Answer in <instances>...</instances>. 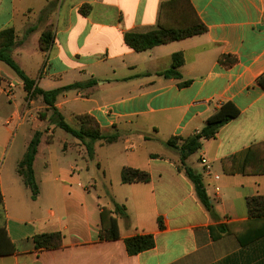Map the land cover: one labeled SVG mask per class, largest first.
Listing matches in <instances>:
<instances>
[{
  "label": "crops",
  "instance_id": "1",
  "mask_svg": "<svg viewBox=\"0 0 264 264\" xmlns=\"http://www.w3.org/2000/svg\"><path fill=\"white\" fill-rule=\"evenodd\" d=\"M164 1L0 0V31L14 30L11 58L39 88L95 81L60 94L56 109L75 128L80 125L77 116L90 115L101 133L116 130L121 135L116 142L123 139L131 152L137 144L130 136H138V142L158 136L165 142L185 139L197 134L221 105L232 103L239 115L202 142L190 167L201 177L214 216L173 163L179 153L165 147L163 153H149L143 165L133 160L118 164L111 177L100 169L113 193L107 207L123 205L127 218L117 217L118 240L98 241L100 207L106 206L86 199L95 181L85 178L83 185L72 175L88 170L84 146L69 135L74 140L64 141L63 152L72 150L80 160L57 165L49 152L57 127L31 116L35 100H25L21 80L0 62V158L12 131L23 126L29 131L19 156L9 160L12 169L0 170V227L15 248L13 254L0 256V264H264V218L250 219L246 207L247 198L264 196V175L242 173L249 147L264 142V89L257 82L264 76V0H189L205 33L141 52L130 49L124 35L156 30ZM83 4L90 7L86 15L79 13ZM46 29L53 38L42 51L39 40ZM174 54L183 59L177 70L180 79L160 75L171 67ZM227 55L236 61L223 66L219 59ZM56 61L67 65L53 69ZM185 81L189 85L180 86ZM18 88L23 103L15 98ZM34 132L41 136L33 161L38 194L32 200L16 168ZM112 144L96 142L92 160L102 146ZM230 156L235 157V173L227 175L221 160ZM38 162L44 172L40 182ZM123 167L147 171L150 181L122 184ZM54 232L62 235L60 248H35L33 236ZM137 234L152 235L155 245L129 256L123 240Z\"/></svg>",
  "mask_w": 264,
  "mask_h": 264
},
{
  "label": "trees",
  "instance_id": "2",
  "mask_svg": "<svg viewBox=\"0 0 264 264\" xmlns=\"http://www.w3.org/2000/svg\"><path fill=\"white\" fill-rule=\"evenodd\" d=\"M89 8V5L83 4L79 8V13L81 15H86ZM30 30L31 29L27 32ZM205 32L206 27L197 17L189 0H167L160 5L156 30L144 34L126 33L123 39L124 43L130 49L141 52L158 45L190 38ZM52 38V31L50 29H46L42 33L39 40V46L42 51H46L49 48ZM14 39L15 34L12 28L0 31V62L7 65L21 80L22 89L25 93V100H34L40 97L45 106V111L43 112H50L48 122L77 139L84 146L90 159L93 158V146L96 142L100 141L103 144H112L118 140L119 134L116 130L110 133H101L94 118L88 114L76 117L80 124L79 127L75 128L71 126L65 121L55 107L56 98L63 92L91 87L95 84V81L72 83L52 90H43L39 88L35 84V80L27 77L11 58L10 51L14 44ZM235 61L233 57L228 55L222 56L219 59V62L223 66H230ZM182 63L183 59L181 54L172 55L171 67L160 75L165 78L180 79V74L177 70ZM257 82L264 89V76L260 77ZM189 83V81H185L182 82L180 86H187ZM238 115L239 111L232 103H224L206 119L204 126L197 134L185 139L171 137L165 142L166 148L178 151L179 168L192 183L197 199L212 217L214 216V212L209 198L206 195L201 177L188 167L185 161L201 148V144L204 140L214 138L221 127L235 119ZM40 136V132H34L16 168L17 174L22 178L24 185L29 189L32 200H34L38 194L33 172V161L37 153ZM234 164V156L221 160L223 172L227 175L235 173ZM242 173L244 175H264V142L256 143L249 147L243 164ZM120 181L122 184L148 183L150 181V175L144 170L123 167L120 171ZM1 203L2 196L0 193V204ZM246 207L250 219L264 218V196L247 198ZM117 217L127 218L123 205L114 203L112 209L100 207L98 241H115L120 238ZM157 224L160 230L163 229L161 218H157ZM32 240L35 248L38 250H53L61 247L62 235L59 232L42 233L33 236ZM123 243L126 253L129 256L148 251L155 245L154 238L150 234H137L124 239ZM14 252L15 248L8 237L5 227H0V256L11 255Z\"/></svg>",
  "mask_w": 264,
  "mask_h": 264
},
{
  "label": "rangeland",
  "instance_id": "3",
  "mask_svg": "<svg viewBox=\"0 0 264 264\" xmlns=\"http://www.w3.org/2000/svg\"><path fill=\"white\" fill-rule=\"evenodd\" d=\"M42 58L40 56L39 61L41 62ZM67 64L65 62L61 61H56L53 62V69H62L66 66ZM16 93V100L20 103H23V92L18 88L15 89ZM35 103L32 104L31 108L34 109V111L30 112L31 116H35L38 119L42 120H48L50 116V112H43L42 110V103L41 101L39 102L38 99H34ZM38 108V109H37ZM38 110L37 115L35 114V111ZM0 113V117L2 118ZM40 115V116H39ZM0 128L2 130L4 129L2 127V121L0 124ZM145 134L153 135L152 132L145 131ZM119 136H121L119 134ZM29 138V131L27 130L26 127H21L18 128L16 131H12L10 141H9V146L7 145L5 154L0 158V170L2 167V171L5 173L12 169V163L10 167V159L11 158H17L21 151L23 150V147L26 143V141ZM131 141L136 145L134 148V152L126 150L127 146L125 144V141L119 140L118 142L112 144V145H105L102 146L98 150V156L96 157V160H92L88 157L87 153L85 156V159L87 161L88 165V170L85 171H80L77 170L74 174H72L74 177L79 178V182L81 184H86V181L83 179L88 178L92 179V182L95 181L96 185L90 189L89 193H86V199H90L93 202L101 205V206H108L111 204L113 200V193L109 188H107L106 184L103 183V178H102V172L100 169L105 168L108 172L109 177L112 176L110 171L112 169H115V167L118 166V164H126L127 162L136 161L138 164L143 165L146 159H148V154L155 152V153H163L165 150V139H162V137L158 136L154 140L151 141H146V142H138V136L133 135L130 136ZM74 140L71 138L69 135L65 134L61 129L56 128L54 137H53V142L52 144L49 145V152L51 155V159L54 158L57 161V165L60 167H67L69 163L71 162H77L80 160L78 157L77 153L74 151H69L67 153L63 152V144L64 141H72ZM133 153V154H132ZM172 153L178 154L177 150H172ZM175 159L172 160L175 166H179V159L174 157ZM54 160V162H55ZM197 160V155H191L188 157V166L191 167L193 163H195ZM98 163L100 164L101 167L98 166ZM15 164V161H14ZM14 166V165H13ZM85 172V173H84ZM42 173L43 170H41V165L40 162L36 165V175H37V182H40L42 180ZM79 175V176H78ZM38 184V183H37ZM23 193H27L28 195V190L24 187H20ZM43 188V186L41 187ZM31 195V194H30Z\"/></svg>",
  "mask_w": 264,
  "mask_h": 264
},
{
  "label": "built area",
  "instance_id": "4",
  "mask_svg": "<svg viewBox=\"0 0 264 264\" xmlns=\"http://www.w3.org/2000/svg\"><path fill=\"white\" fill-rule=\"evenodd\" d=\"M201 164L207 169V164H206V160L204 158L201 159Z\"/></svg>",
  "mask_w": 264,
  "mask_h": 264
}]
</instances>
